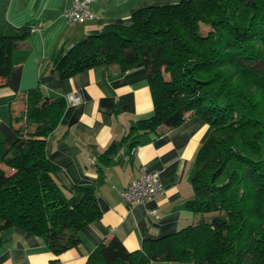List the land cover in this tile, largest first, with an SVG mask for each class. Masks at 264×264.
Wrapping results in <instances>:
<instances>
[{"label": "trees", "instance_id": "trees-1", "mask_svg": "<svg viewBox=\"0 0 264 264\" xmlns=\"http://www.w3.org/2000/svg\"><path fill=\"white\" fill-rule=\"evenodd\" d=\"M10 0H0V71L8 77L12 46L35 23L13 25ZM118 72L142 67L148 74L153 114L130 126V149L147 133L179 127L192 111L211 130L198 147L190 182L194 197L184 206L195 223L138 250L101 241L85 264H264V0H179L148 5L129 24L88 32L51 59V71L69 78L97 65ZM68 101L48 98L38 87L25 92L12 113L16 138L0 156V232L17 227L43 238L58 255L79 242L78 232L102 212L93 186L65 191L46 155V139ZM110 145L101 155L114 154ZM2 240L0 238V247Z\"/></svg>", "mask_w": 264, "mask_h": 264}, {"label": "crops", "instance_id": "crops-1", "mask_svg": "<svg viewBox=\"0 0 264 264\" xmlns=\"http://www.w3.org/2000/svg\"><path fill=\"white\" fill-rule=\"evenodd\" d=\"M179 0H95L92 20L69 23L63 15L72 0H10L6 17L20 26L36 27L12 46L7 78L0 71V156L16 138L12 113L24 106L25 92L40 88L48 98L76 93L46 139V155L58 166L54 181L65 191L76 184L95 188L100 218L79 232V242L54 255L42 237L17 227L0 232V264H85L101 241H121L126 249L141 247L144 238L164 236L195 223L198 217L184 206L194 197L190 182L196 151L211 128L192 111L177 128L159 135L147 133L133 149L123 143L130 126L153 114L148 74L142 67L118 72L114 64L97 65L69 78L51 71L55 52L66 50L88 32L111 23L129 24L144 6ZM115 145L108 159L103 152ZM147 171H157L163 192L148 202L128 206L121 191ZM153 211V213H151ZM151 264H193L155 261Z\"/></svg>", "mask_w": 264, "mask_h": 264}, {"label": "built area", "instance_id": "built-area-1", "mask_svg": "<svg viewBox=\"0 0 264 264\" xmlns=\"http://www.w3.org/2000/svg\"><path fill=\"white\" fill-rule=\"evenodd\" d=\"M94 1L72 0L71 4L63 10V15L69 23L92 20L95 17L91 6ZM66 99L68 102H78L79 97L76 93H70ZM163 189L159 173L157 171H147L132 180L121 191V196L128 206H132L136 203L152 200L162 193Z\"/></svg>", "mask_w": 264, "mask_h": 264}]
</instances>
